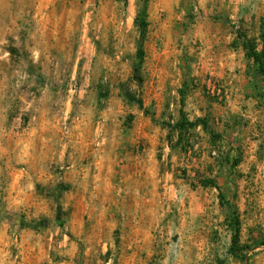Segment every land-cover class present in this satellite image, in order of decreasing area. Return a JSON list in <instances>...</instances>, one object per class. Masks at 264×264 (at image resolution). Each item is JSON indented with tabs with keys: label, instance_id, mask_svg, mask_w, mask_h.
<instances>
[{
	"label": "rangeland",
	"instance_id": "374dc122",
	"mask_svg": "<svg viewBox=\"0 0 264 264\" xmlns=\"http://www.w3.org/2000/svg\"><path fill=\"white\" fill-rule=\"evenodd\" d=\"M262 23L264 0H0V264H264Z\"/></svg>",
	"mask_w": 264,
	"mask_h": 264
},
{
	"label": "trees",
	"instance_id": "16d2710c",
	"mask_svg": "<svg viewBox=\"0 0 264 264\" xmlns=\"http://www.w3.org/2000/svg\"><path fill=\"white\" fill-rule=\"evenodd\" d=\"M242 47L245 58L251 61L252 65L254 66L255 74L260 77L264 73V23H262L260 27L259 49L256 51L253 46L247 43L246 41H244ZM197 124L202 128H205L204 124L200 120H196L191 123H186V121L183 120L182 117H179L178 122L175 123L173 126V130H176L178 134L179 132H182L187 128H192ZM235 234V231H233L231 245H233L235 242Z\"/></svg>",
	"mask_w": 264,
	"mask_h": 264
}]
</instances>
